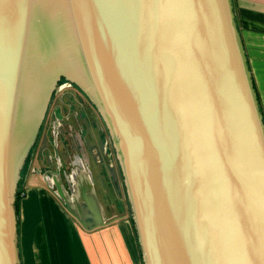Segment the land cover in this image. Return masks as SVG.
Masks as SVG:
<instances>
[{
    "label": "water",
    "instance_id": "1",
    "mask_svg": "<svg viewBox=\"0 0 264 264\" xmlns=\"http://www.w3.org/2000/svg\"><path fill=\"white\" fill-rule=\"evenodd\" d=\"M60 73L100 115L143 264H264V118L231 0H0V264H20L14 192ZM52 180L102 224L91 186Z\"/></svg>",
    "mask_w": 264,
    "mask_h": 264
},
{
    "label": "crops",
    "instance_id": "2",
    "mask_svg": "<svg viewBox=\"0 0 264 264\" xmlns=\"http://www.w3.org/2000/svg\"><path fill=\"white\" fill-rule=\"evenodd\" d=\"M231 3L264 118V0ZM75 122L68 123L61 137L66 167L62 183L67 193L69 187L91 186L102 206L103 222L84 228L44 185L53 184L52 177L41 180L33 174L24 184L16 214L20 264H143L117 169L114 176V164L106 156L111 152L107 139L86 118Z\"/></svg>",
    "mask_w": 264,
    "mask_h": 264
},
{
    "label": "rangeland",
    "instance_id": "3",
    "mask_svg": "<svg viewBox=\"0 0 264 264\" xmlns=\"http://www.w3.org/2000/svg\"><path fill=\"white\" fill-rule=\"evenodd\" d=\"M58 78L59 79L55 80L56 85L53 88L52 98L48 104L47 110H45V112L43 113V117L41 118V121L39 122V125L37 127V131L35 133L33 142L28 149V152L25 156V159L23 160V163H22V166H21V169L19 172L20 178H18V180H17V186H16V189L14 192V196H16L17 193L22 196L23 191H24V184L27 181V178L31 179L33 174L37 175V174L42 173V168L40 167L41 158L44 155L47 158L49 153H51V149H52V147L50 145L51 137H53V141H54V132L51 128L53 126L54 120L56 121L55 116H53L52 110L54 109V107L60 106L59 100H58L59 96L55 97V95H53L54 91L56 90L57 87H60L58 89L59 93L72 92L73 90L70 88V86H68L69 87L68 88L64 84H67V85L71 84V86H76L72 81H70V79H67L66 76L61 74V73L58 75ZM63 88L65 90H63ZM66 100L69 101V104L71 105V109L73 111L70 119H66L67 124L68 123L73 124V122H75V121H76L75 122L76 124L83 123L84 119L86 118L90 125L92 124V125H96L97 127H99L104 134V138L107 139V132L105 131L104 126L102 124V121L100 120V115L97 111H95L94 108L91 109V108L87 107V112H85L84 110L77 108V106H76L77 103L74 100L71 101L70 98L69 99L67 98ZM75 100H77L78 103L82 102L80 100V98H78L77 96H75ZM64 106H65V104H64ZM62 111H63V114L65 115L66 111H67V106L63 107ZM88 112H90V113H88ZM88 116L91 117L92 122L89 120V118H87ZM61 121L62 120H60V122ZM49 125L51 128L49 127ZM59 126L60 125H58L57 136L62 137V134H63V131L65 130V128H62L61 132H59ZM59 137L56 138L57 141H58ZM49 139H50V141H49ZM107 149H108V147H107ZM48 150H49V153H48ZM106 156H107L108 161L110 163H114L112 153L110 154V152H108ZM55 160L58 161L56 158H55ZM46 162H47V160H46ZM113 167H114V168H112L114 170L113 175L116 176V173H115L116 167H115V165H113ZM45 184L46 183H44V185ZM51 188L54 189V186H52V184H51ZM15 214H16V210H15Z\"/></svg>",
    "mask_w": 264,
    "mask_h": 264
},
{
    "label": "flooded vegetation",
    "instance_id": "4",
    "mask_svg": "<svg viewBox=\"0 0 264 264\" xmlns=\"http://www.w3.org/2000/svg\"><path fill=\"white\" fill-rule=\"evenodd\" d=\"M70 81H72L76 86H71V84L69 85H67V84H64L65 86H70V88L73 90L72 92H66V93H59L58 92V89L60 88V87H57L56 88V90L54 91V93H53V95H55V97H57V96H59V104H60V108H61V115H62V118L60 119V120H62L61 122H60V120L58 121V125H60L59 126V132H61V129L62 128H68V124H67V122H66V119H70V117H71V115H72V113H73V111H72V109H71V105L69 104V101H67L66 99L68 98H70L71 99V101H75L76 103H77V108L79 109H82V110H84L85 112H87V107H89V108H91V109H95V111H97L96 110V108H95V106L90 102V100H89V98L87 97V95H86V93L84 92V90L79 86V84L76 82V81H73L72 79H70ZM63 85V86H64ZM69 88V87H68ZM63 90H65L64 88H63ZM58 92V93H57ZM75 96H77L78 98H80V100L83 102H81V103H78L77 102V100H75ZM64 104H65V106H67V111H66V114L64 115L63 114V111H62V108L63 107H65L64 106ZM85 105V106H84ZM76 112V111H75ZM89 115V114H88ZM54 116V115H53ZM90 117V116H89ZM89 117H87V118H89ZM91 118V117H90ZM90 120V119H89ZM54 123H55V120H54V122H53V126H52V128L50 127V125H49V127L53 130V132H54V135H56V138H58L59 136H57V133H58V131L56 130H54ZM66 123V124H65ZM89 124V123H88ZM62 125V126H61ZM91 126V125H90ZM61 127V128H60ZM105 129V128H104ZM49 141H50V139H49ZM63 138H62V140H61V137H59V139H58V141L56 140V147H57V150H58V155H59V160L58 161H56L55 160V154H54V141H53V137H51V142H50V145H51V147H52V149H51V153H49V150H48V153H49V155L47 156V158L45 157V155L44 156H42V158H41V161H40V167L42 168V173H40V174H37V176H38V178L39 179H43L44 180V177H46V176H50V177H52V174H54V172H56V166L58 165L59 166V173H60V176H61V178H63V175L65 174V165H64V163H63V155L65 154V151H64V149H63V147H62V145H63ZM61 148H60V147ZM46 160H47V162H46ZM67 172V171H66ZM52 180V179H51ZM52 182H53V180H52ZM46 185V184H45ZM51 185V184H50ZM47 186V185H46ZM52 186H54V182H53V184H52ZM54 189H55V186H54Z\"/></svg>",
    "mask_w": 264,
    "mask_h": 264
},
{
    "label": "trees",
    "instance_id": "5",
    "mask_svg": "<svg viewBox=\"0 0 264 264\" xmlns=\"http://www.w3.org/2000/svg\"><path fill=\"white\" fill-rule=\"evenodd\" d=\"M21 195L20 194H16V196H15V210H16V214H17V209H18V205H19V200L21 199ZM131 221H132V219H131ZM132 223H133V221H132Z\"/></svg>",
    "mask_w": 264,
    "mask_h": 264
}]
</instances>
